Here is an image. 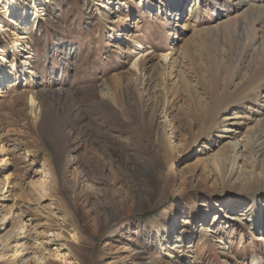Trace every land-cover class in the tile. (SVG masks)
<instances>
[{
  "label": "rangeland",
  "instance_id": "374dc122",
  "mask_svg": "<svg viewBox=\"0 0 264 264\" xmlns=\"http://www.w3.org/2000/svg\"><path fill=\"white\" fill-rule=\"evenodd\" d=\"M151 1L0 0V149L14 178L0 234L15 232L0 264H264V195L254 185L257 200L242 201L236 176L223 184L230 161L211 158L229 122L208 123L258 84L224 114L241 122L237 139L254 127L264 53L253 38L212 43L222 0H180L175 17ZM251 2L264 44V0ZM253 137L264 151V129Z\"/></svg>",
  "mask_w": 264,
  "mask_h": 264
},
{
  "label": "bare ground",
  "instance_id": "6f19581e",
  "mask_svg": "<svg viewBox=\"0 0 264 264\" xmlns=\"http://www.w3.org/2000/svg\"><path fill=\"white\" fill-rule=\"evenodd\" d=\"M200 1L201 0H194V6L196 5L198 6V3ZM232 1L235 3L233 4L232 2H229L228 0H222L217 3L213 2L214 9H216L215 15H216L217 22L215 25L212 26V28L208 29L210 31L209 35L212 38V43L215 44L217 39L232 43L234 41H238L241 37H243L244 39L253 38V42L251 43L253 52L256 51L257 53L258 52L264 53V44L257 43L256 41V37H255L256 31H257L255 27L256 23L255 24L252 23L253 20L251 22L250 21L246 22L252 16L253 18H256L257 15L259 16L261 14L262 7L256 6V4L252 3L251 0H232ZM168 2H169V6H168V9L166 10V14L168 16H173V17L177 16L179 8L181 6L180 0H174V1L168 0ZM148 4L150 6H155L154 2L151 0H148ZM174 10L175 11L178 10L176 12V15H173ZM192 14H193V7L189 5V10L185 14L186 20L183 23H180L181 25L180 29L187 30L191 27L189 24V20L192 17ZM262 25H264V22ZM222 49H223L222 50L223 54L226 55L227 53H224V52H227V51H225L224 48ZM162 57L164 61L171 60L169 54H163ZM219 61L216 63L219 64ZM198 63L200 65L203 64L202 60H200ZM170 65H173L171 69L175 70V73H177V76L179 78L178 79L179 83H181V81L183 80L182 69L177 65L175 66L173 60L170 61ZM132 67L135 70H137L139 67V61L133 63ZM1 70L2 68L0 66V71ZM9 79L10 78H8V80ZM4 80H5V77H0V82H4ZM174 85L176 86V81L174 82ZM253 85H254L253 87L250 86L251 89L249 88L246 90V92L240 94V96L238 95V97L234 99V101L230 102L229 104L227 103L226 105H224L225 107L223 106L224 108H222V110L218 109L217 110L218 112L215 111L217 112V114L214 112V114H216L215 115L216 118L208 121L211 127L219 125L220 123H223L226 119L229 122L227 127L225 128L226 131H224L225 134H227L226 142L223 143V146H222V148L225 150L224 154L217 153L211 158V160L214 162V165L216 166V168L218 167L217 169L220 168L219 166L220 163H223L224 161V159L220 157L221 155L224 156L226 160L230 161V165L227 167V169L224 166L222 170L218 172L219 177L222 179V182L225 185L226 184L228 185V182L230 181L232 177L234 176L237 177L238 184L240 186L238 187L235 186V187L236 189H238V197L242 201H244V198L242 195L245 193H246L245 195L252 196L254 200H257V197H256L257 192L253 193L252 191L248 190L249 188L251 189L252 186L254 185L259 186L261 189L260 191L264 195V187H263L264 186V172H262L264 171V151L261 150L259 142L255 143L256 142L255 140H257V137L256 138L253 137L251 141V135L255 132V129H258V128L264 129V108H262L261 110L260 118L254 121V124H253L254 127L253 128L251 127L250 129L248 128L243 133V135L240 136V139H237L235 134L238 129L242 128L240 127L241 122L238 120L236 115L228 116V114L227 115H224V114H226L227 111L229 112V110L232 109L231 104L236 103V102H243L249 99L250 94L256 95L258 92L257 90L260 89V86L258 84L257 85L253 84ZM211 129L210 130L208 129L209 130L208 133L211 132ZM0 153H1L0 155V199L1 198L3 199L5 197H8L10 193L11 185L14 181V178L10 171L11 168L9 167L10 153L8 151H2L1 149H0ZM246 158L248 160H246ZM246 163L251 164L252 167L251 168L245 167ZM260 165H261L260 171H257V168H259ZM5 194H7V196ZM263 208L264 206L261 207L262 215L264 214ZM252 210H253V207H251V209L249 210H245V209L235 210V208H231V214L228 215V221L230 223L231 222L232 223L240 222L241 224L245 223V221L246 222L249 221V217L252 215V212H253ZM4 223H5V215H1L0 216V232L4 230V227H2L4 226ZM257 224L258 223H256V230L258 229L260 233L261 230L258 228ZM208 228L209 230L212 229L211 227H208ZM14 233L15 232L13 230H9L3 235L0 234V258H1V252L8 245L9 241L15 236ZM263 235H264V231H262L259 236H263ZM189 247H192V246L189 245ZM4 256H7V254H5Z\"/></svg>",
  "mask_w": 264,
  "mask_h": 264
}]
</instances>
